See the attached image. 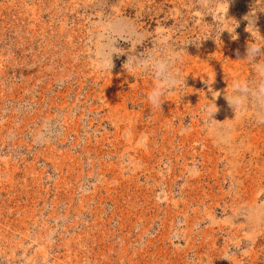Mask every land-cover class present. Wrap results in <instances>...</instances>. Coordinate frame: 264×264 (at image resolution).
Returning a JSON list of instances; mask_svg holds the SVG:
<instances>
[{"label":"rangeland","instance_id":"1","mask_svg":"<svg viewBox=\"0 0 264 264\" xmlns=\"http://www.w3.org/2000/svg\"><path fill=\"white\" fill-rule=\"evenodd\" d=\"M0 264H264V0H0Z\"/></svg>","mask_w":264,"mask_h":264},{"label":"clouds","instance_id":"2","mask_svg":"<svg viewBox=\"0 0 264 264\" xmlns=\"http://www.w3.org/2000/svg\"><path fill=\"white\" fill-rule=\"evenodd\" d=\"M256 16V14L255 13H253L252 14V17H255ZM247 19V18H246ZM251 23L255 26V24H256V19H252L251 20Z\"/></svg>","mask_w":264,"mask_h":264}]
</instances>
